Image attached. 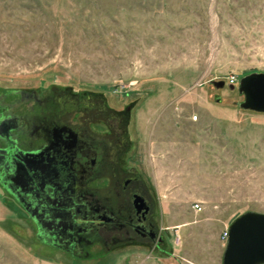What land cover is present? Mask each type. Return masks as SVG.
<instances>
[{
	"label": "rangeland",
	"instance_id": "374dc122",
	"mask_svg": "<svg viewBox=\"0 0 264 264\" xmlns=\"http://www.w3.org/2000/svg\"><path fill=\"white\" fill-rule=\"evenodd\" d=\"M252 72L264 0H0V98L57 84L130 104L129 162L163 231L157 248L74 261L0 187V264H222L231 221L264 212V113L237 90Z\"/></svg>",
	"mask_w": 264,
	"mask_h": 264
},
{
	"label": "flooded vegetation",
	"instance_id": "af4514ba",
	"mask_svg": "<svg viewBox=\"0 0 264 264\" xmlns=\"http://www.w3.org/2000/svg\"><path fill=\"white\" fill-rule=\"evenodd\" d=\"M16 91L0 98V187L35 240L74 261L161 246L154 195L129 162L131 105L66 85Z\"/></svg>",
	"mask_w": 264,
	"mask_h": 264
},
{
	"label": "water",
	"instance_id": "95a60500",
	"mask_svg": "<svg viewBox=\"0 0 264 264\" xmlns=\"http://www.w3.org/2000/svg\"><path fill=\"white\" fill-rule=\"evenodd\" d=\"M215 86L223 81L213 82ZM233 88V85H229ZM238 92L243 95L242 109L264 113V72H252L240 78ZM220 98H217L219 100ZM264 263V212L245 211L236 216L227 228L222 264Z\"/></svg>",
	"mask_w": 264,
	"mask_h": 264
},
{
	"label": "built area",
	"instance_id": "2783aa9c",
	"mask_svg": "<svg viewBox=\"0 0 264 264\" xmlns=\"http://www.w3.org/2000/svg\"><path fill=\"white\" fill-rule=\"evenodd\" d=\"M193 206H194V208H198V209H199V204H198V203H194ZM222 237H223L224 239H227V229H225V231L223 232Z\"/></svg>",
	"mask_w": 264,
	"mask_h": 264
}]
</instances>
